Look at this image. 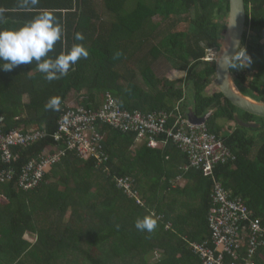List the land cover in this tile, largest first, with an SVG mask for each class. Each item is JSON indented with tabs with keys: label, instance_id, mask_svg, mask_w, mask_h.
<instances>
[{
	"label": "trees",
	"instance_id": "obj_1",
	"mask_svg": "<svg viewBox=\"0 0 264 264\" xmlns=\"http://www.w3.org/2000/svg\"><path fill=\"white\" fill-rule=\"evenodd\" d=\"M103 1V11L96 10L93 0H83L79 12L50 11L63 35L49 56L54 59L75 44H83L89 53L66 76L48 81L35 61L0 71V131L34 129L48 135L16 148V161L0 159V173H5L0 180V264H204L194 244L213 248L209 215L216 181L241 197L264 224V119L239 111L220 91L208 93L215 61L205 59L209 50L221 45L229 0ZM245 3L248 31L241 58L231 69L241 90L264 102V0ZM41 12L28 11V21ZM156 16L159 22L153 21ZM21 26L5 25L1 30ZM76 33L84 40L77 41ZM163 59L174 60L173 67L186 76L158 77L154 69ZM107 94L129 112L187 117L192 108L202 117L212 111L209 131L236 159L207 175L191 167L173 141L153 149L138 145L135 132L98 123L107 160H84L68 151L48 169L42 184L23 190L24 168L51 146L61 145L54 135L71 96L80 106L95 110ZM53 97L61 101L55 111L46 107ZM235 112L243 121L253 119L261 126H240ZM227 121L236 124L230 132L221 123ZM120 178L131 180L144 206L118 186ZM183 179L181 186L178 180ZM144 216L156 219L152 232L136 229L135 221ZM217 254L228 264H264V245L255 253L247 242L237 254Z\"/></svg>",
	"mask_w": 264,
	"mask_h": 264
},
{
	"label": "built area",
	"instance_id": "obj_2",
	"mask_svg": "<svg viewBox=\"0 0 264 264\" xmlns=\"http://www.w3.org/2000/svg\"><path fill=\"white\" fill-rule=\"evenodd\" d=\"M173 119L176 121L171 124ZM98 123L110 125L122 133L135 132L137 143H145L153 149L165 147L173 141L188 157L191 167L203 169L207 175H214L217 165L236 159L232 150L222 139L210 133L206 124H192L179 113L129 112L111 94H107L99 109H88L79 104L66 106L59 121V129L54 135L56 143L61 145L51 146L39 159L32 160L24 168L20 187L25 191L37 188L48 169L60 163L68 151L76 152L84 160L92 157L99 162L107 160L102 153ZM47 136L46 132L34 129L26 133L21 129L10 133L0 131V159L5 163L16 161V148L30 146ZM4 177L5 173H0V180ZM117 183L128 197L144 206L131 180L120 178ZM212 198L214 207L209 215V228L214 249L208 247L207 243L194 244L204 264H228L217 253L237 254L238 249L247 242L250 243L251 253L264 245L263 222L253 216L241 197H234L222 183L216 181ZM247 264L256 263L249 261Z\"/></svg>",
	"mask_w": 264,
	"mask_h": 264
},
{
	"label": "clouds",
	"instance_id": "obj_3",
	"mask_svg": "<svg viewBox=\"0 0 264 264\" xmlns=\"http://www.w3.org/2000/svg\"><path fill=\"white\" fill-rule=\"evenodd\" d=\"M20 2L21 6H26L29 3L36 5L39 0H20ZM2 23H4V18L0 16V24ZM62 35L60 22L52 12L47 10L17 29L0 30V61L3 62L0 64V71H11L21 64H32L35 61L37 70L44 74L48 81L66 76L70 68L81 58L86 59L89 53L83 44H75L70 50L62 52L54 59L50 57L49 53L54 50V45L62 39ZM75 39L83 41L84 36L82 33H76ZM241 51L236 60L241 58ZM244 56L249 64L250 57L245 51ZM60 103V97H53L46 107L55 111L59 109ZM185 118L189 121L188 114ZM205 124L207 125V123ZM156 226L157 221L151 216H144L135 221V227L139 231L152 232Z\"/></svg>",
	"mask_w": 264,
	"mask_h": 264
},
{
	"label": "water",
	"instance_id": "obj_4",
	"mask_svg": "<svg viewBox=\"0 0 264 264\" xmlns=\"http://www.w3.org/2000/svg\"><path fill=\"white\" fill-rule=\"evenodd\" d=\"M229 3V16L215 59L216 83L224 98L239 111L247 112L264 119V102L252 95L245 94L237 84L232 73V65L243 47L244 38L248 31V15L245 0H229ZM211 114L212 111L199 117L190 108L188 118L192 124H205L208 122ZM234 117L242 127L257 128L261 126V124L256 122L246 123L242 121L238 113H235Z\"/></svg>",
	"mask_w": 264,
	"mask_h": 264
},
{
	"label": "crops",
	"instance_id": "obj_5",
	"mask_svg": "<svg viewBox=\"0 0 264 264\" xmlns=\"http://www.w3.org/2000/svg\"><path fill=\"white\" fill-rule=\"evenodd\" d=\"M83 0H39L36 5L31 3L26 6H21L20 0H0V16H3L4 23L0 24V30L5 25L21 26L28 22V11H66L79 12L82 7ZM96 10H104L103 0H93ZM69 101L68 104H71ZM67 104V105H68ZM181 186H184L186 181L178 180Z\"/></svg>",
	"mask_w": 264,
	"mask_h": 264
},
{
	"label": "rangeland",
	"instance_id": "obj_6",
	"mask_svg": "<svg viewBox=\"0 0 264 264\" xmlns=\"http://www.w3.org/2000/svg\"><path fill=\"white\" fill-rule=\"evenodd\" d=\"M139 0H136V2H138ZM228 18L225 21V24L227 23ZM153 21L155 22H159L160 21V17L156 16L155 18H153ZM146 29L149 31V29L151 28V26H149L148 24H146ZM225 30V28L223 29V31ZM251 38V37H250ZM136 51V50H135ZM216 55H217V50L215 49H211L208 51V55L207 58L205 59L206 61L212 62L216 59ZM173 62L175 63L174 60H169V59H163L160 63L157 64V66L155 67L154 71L155 74L160 77V78H168L170 80L172 79H180L182 77L186 76V72H180L177 69H175L173 67ZM219 91V88L217 86V83L215 81V77L214 80L212 81V83L210 84V86L208 87V93L210 95H212L213 93ZM72 101L71 104L76 105L77 104V99L75 95H72L70 100ZM224 125V129L225 131H231L235 128L236 124L235 122H221ZM250 134H254V132H250ZM138 145L141 144V142L137 143ZM29 239H31L30 236H28Z\"/></svg>",
	"mask_w": 264,
	"mask_h": 264
},
{
	"label": "flooded vegetation",
	"instance_id": "obj_7",
	"mask_svg": "<svg viewBox=\"0 0 264 264\" xmlns=\"http://www.w3.org/2000/svg\"><path fill=\"white\" fill-rule=\"evenodd\" d=\"M244 122H245V121H244ZM252 122L260 123V122H258V121H256V120H253V119H251V120H247L246 123H252Z\"/></svg>",
	"mask_w": 264,
	"mask_h": 264
},
{
	"label": "bare ground",
	"instance_id": "obj_8",
	"mask_svg": "<svg viewBox=\"0 0 264 264\" xmlns=\"http://www.w3.org/2000/svg\"><path fill=\"white\" fill-rule=\"evenodd\" d=\"M244 54V53H243Z\"/></svg>",
	"mask_w": 264,
	"mask_h": 264
}]
</instances>
